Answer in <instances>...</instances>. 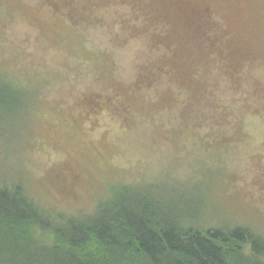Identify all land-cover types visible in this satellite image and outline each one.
Listing matches in <instances>:
<instances>
[{
  "label": "rangeland",
  "instance_id": "rangeland-1",
  "mask_svg": "<svg viewBox=\"0 0 264 264\" xmlns=\"http://www.w3.org/2000/svg\"><path fill=\"white\" fill-rule=\"evenodd\" d=\"M0 82V174L48 208L152 183L264 233V0H0Z\"/></svg>",
  "mask_w": 264,
  "mask_h": 264
},
{
  "label": "trees",
  "instance_id": "trees-1",
  "mask_svg": "<svg viewBox=\"0 0 264 264\" xmlns=\"http://www.w3.org/2000/svg\"><path fill=\"white\" fill-rule=\"evenodd\" d=\"M18 92L0 84L8 113ZM98 103L78 106L91 111ZM62 172L51 174L54 181L65 182ZM71 176L75 184L77 173ZM26 180L0 174V264H264V233L215 221L202 202L184 209L177 191L121 182L91 208L67 214L32 196Z\"/></svg>",
  "mask_w": 264,
  "mask_h": 264
}]
</instances>
